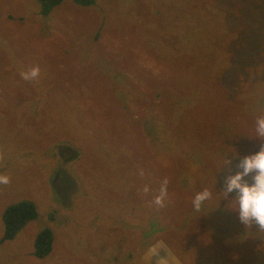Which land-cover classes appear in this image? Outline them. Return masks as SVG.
I'll return each instance as SVG.
<instances>
[{
	"label": "rangeland",
	"instance_id": "obj_1",
	"mask_svg": "<svg viewBox=\"0 0 264 264\" xmlns=\"http://www.w3.org/2000/svg\"><path fill=\"white\" fill-rule=\"evenodd\" d=\"M181 3L193 17L189 22L205 15L207 23L178 30L186 20L176 18L174 33L191 37L202 50L184 64L177 57V67L168 75L167 86L189 97L185 112H178L190 124L180 155H191L185 160L191 172L201 171L194 173V180L211 176L225 188L226 178L242 171L240 160L264 144L255 137L256 117L264 115V0H96L87 6L64 0L46 16L38 0H0V174L10 177L9 184L0 185V264H148V250L161 241L178 256L162 237L147 243L139 234L153 237L164 228L167 235L171 226L184 229L174 228L173 233L193 241L197 249L188 262L179 256L180 264L196 259L264 264V236L254 234L257 225L245 226L235 208L228 222L216 211L212 219L206 203L200 210L211 220L208 229L214 230L218 222L224 228L227 246L192 219L156 218L155 230L140 217L147 207L161 208L154 199L145 200L138 211L131 209L139 171L128 173L111 159L135 150L146 161L143 175L158 194L163 165L143 123L163 120L171 104L156 88L145 86L143 97L131 92L120 105L127 95L115 78L127 73L139 86L136 70L158 73L153 55L173 37H146V21H169L173 6ZM158 39H165L164 44ZM35 66L39 77L22 79L21 73ZM43 90L46 99L58 101L56 106L39 105ZM60 100L70 102L68 116L60 113ZM110 108L117 120L110 119ZM70 134L82 153L76 161L65 162L61 144ZM253 176L244 180L251 185ZM165 178L174 180L172 175ZM193 191L192 184L187 190L169 184L168 197L175 196L176 205L168 213L191 205ZM236 194L222 197L219 204L236 202ZM21 200H32L38 214L15 238L3 240L4 210ZM44 228L53 230L55 240L51 253L38 258L35 238ZM166 255L161 249L151 264Z\"/></svg>",
	"mask_w": 264,
	"mask_h": 264
},
{
	"label": "trees",
	"instance_id": "obj_2",
	"mask_svg": "<svg viewBox=\"0 0 264 264\" xmlns=\"http://www.w3.org/2000/svg\"><path fill=\"white\" fill-rule=\"evenodd\" d=\"M63 1L64 0H38L40 5V13L45 16L48 15L57 5L61 4ZM73 1L86 6L92 5L96 2V0ZM185 5V3H181L178 6H173V14L171 18H169V21H164L163 18H150L146 21V26L143 31V34L146 37L151 38L153 36L169 34L173 38L170 39V41H168L166 45L162 46V49L158 48L157 53H154L153 55L155 57L154 60L156 63V67L159 69L156 75L148 70H136L138 73L137 78L142 82V84L139 86L133 83V81L137 79L132 78L127 73L122 77L115 78L117 80L116 84L118 85V87L121 90L125 91L127 95V98L121 101L120 105L121 103L126 102L128 97L130 99V97L132 96L131 92H136L137 99L143 97L145 95V93L143 92V88L145 86L148 88H156L160 94L165 95L164 98H167L172 108L164 111L165 118L163 120H160L158 118L147 119L145 120V123H143L146 134L148 136V140L154 152L156 153V156L160 160V165H163V177L165 178L166 175H172L174 177V180L171 183L174 182L175 184L168 183V185L170 184L176 187H182L183 190H187V186L192 184L194 190L193 193L200 192L205 188L209 189L213 194L212 199L206 201L205 203L208 207L211 218L214 219V211H216L220 215V218H227L228 220L226 222H228L229 218L230 220H233V216L231 214L233 209L237 207L236 202L230 205L221 206L219 203L220 200H223L222 197H224V194L222 193V191L224 190V188L218 185L214 181V179L211 178V176H202L203 180H194V173L200 174L201 171L196 170L194 172H191L188 169L187 164L185 163L186 158L191 155H180L185 152V150L181 147V144L186 141V130L189 129L190 124L178 112H185L184 107L185 104L187 105L189 97L186 94H182L180 92L176 93V89H174L172 86H167L168 75L175 71L174 68L176 69L177 67V57H182V64H184L188 57L197 59V57L194 55L195 51L202 50L199 48L198 44L194 45L191 37H188L186 35L178 37V31L174 33L176 18H184V20H186L183 26H177L178 30H181L183 28H190L192 26L203 28V26L207 23V20L205 19L207 17L205 15H201L199 22L197 20H195L194 23L189 22L187 18L193 17L186 14ZM156 23H158L159 26H156ZM171 27L173 28L172 30ZM153 31H158V35H151ZM164 38H167V36H164ZM164 42L165 39H158V43L160 45L164 44ZM126 82H128V84H126ZM40 94L41 99L39 105H44L47 108H51L52 106H56L58 104V101L46 99L44 97V95L46 94L44 90ZM60 102L62 105V110L59 109L60 113L64 116H68L71 110L70 102L65 100H60ZM172 111H175V113H173ZM110 119H118L116 115L111 111V108ZM61 147L62 151L64 152L62 159L65 162L76 161L82 153L79 146L75 145V143L73 142L71 134L70 136L66 137V141L61 144ZM111 159H115L117 162H120V167H123L128 173L132 172L133 169L139 171V174L135 179V187L133 189L135 194V206H133L131 209L138 211L140 210L141 203L145 202V200L154 199L155 195H157V192H155L154 189L149 185L148 180L145 178V176L141 175L143 164L146 161L142 160L140 155H138L135 150H128L123 155L121 154ZM123 177L127 181H132V178L127 177L126 175H123ZM206 179H208L209 181ZM145 186H148L149 188V191L147 193L143 191ZM175 199V196H169L165 202V205L160 209H157V207H147L148 210L146 211V213L140 215V217L147 219V221L152 224V227L155 230L158 224V220L156 218H161L163 220L172 222H183V220L187 222L192 219V221L195 220L200 222V224L205 228V232L208 235L213 233V236L218 237L223 245L227 246L226 240L223 237H226L228 235L226 233L225 235L221 233L224 228H221L218 222L214 230L208 229L207 225L211 223L210 218L206 215H200V211L196 212L193 208V204L187 206L186 203H184V209L179 213H168L169 211L167 210L176 205ZM205 203L202 205V207L205 206ZM37 214V206L32 200H21L15 204L9 205L3 213L5 234L2 239L5 240L15 238L17 233L20 232L30 220L36 218ZM121 220L125 221L124 219ZM174 228H177V230L179 231L184 230L179 229L177 226H171L170 232L167 235H164V232L162 231L166 229L161 228L158 234H156L155 232L153 233V237L143 236L140 234L139 237H141V239H145L147 243L152 240L155 242L156 237L158 236L162 237L165 242H167V244L169 243V246L173 249L178 257L180 256L182 260L188 262V260H190L191 258L190 254L196 253L197 249L192 245L193 241L189 243L187 241L181 240L182 234H174ZM243 231L244 228L243 230H239V232H237L236 238L238 239V241H242ZM254 234H257V236L260 238L264 236V231H259V228H256ZM175 238H178L177 243L173 241V239ZM54 240L55 235L51 228L42 229L35 238L34 255L38 258L48 256L52 251ZM260 242L261 240L259 241V243ZM191 263L213 264L214 262H209L208 259L206 260V262L203 259H196Z\"/></svg>",
	"mask_w": 264,
	"mask_h": 264
},
{
	"label": "clouds",
	"instance_id": "obj_3",
	"mask_svg": "<svg viewBox=\"0 0 264 264\" xmlns=\"http://www.w3.org/2000/svg\"><path fill=\"white\" fill-rule=\"evenodd\" d=\"M40 75L39 66H35L28 71L22 72L21 77L26 81L34 80ZM255 137L264 140V115H259L255 120ZM3 159V154L0 153V160ZM228 163V161L226 162ZM239 167L242 171L236 172L235 175H230L226 178V187L222 191L224 198L229 193L235 191V201L237 207L234 209L238 212L239 220L248 227L257 225L259 231H264V144L261 145L259 151L244 156L240 160ZM250 173H254V183L248 184L244 177ZM143 175V170H141ZM10 183L8 175L0 174V185H7ZM168 179L164 178L159 192L155 195L153 203L158 207H163L168 198ZM143 191H149L148 186H145ZM212 192L205 188L197 192L193 198L192 204L196 212H199L202 205L212 199ZM161 249L166 250L167 255L164 258L156 260L155 264H180V260L172 254L163 242H158L153 245L147 254L148 264H151L152 257L158 254Z\"/></svg>",
	"mask_w": 264,
	"mask_h": 264
},
{
	"label": "water",
	"instance_id": "obj_4",
	"mask_svg": "<svg viewBox=\"0 0 264 264\" xmlns=\"http://www.w3.org/2000/svg\"><path fill=\"white\" fill-rule=\"evenodd\" d=\"M58 183H56V185H57Z\"/></svg>",
	"mask_w": 264,
	"mask_h": 264
}]
</instances>
